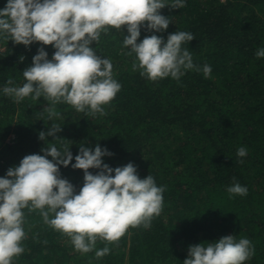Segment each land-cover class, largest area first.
<instances>
[{
	"label": "trees",
	"instance_id": "1",
	"mask_svg": "<svg viewBox=\"0 0 264 264\" xmlns=\"http://www.w3.org/2000/svg\"><path fill=\"white\" fill-rule=\"evenodd\" d=\"M6 2L0 0V9ZM161 14L171 21L168 29H141L137 43L154 34L166 41L175 31L191 32L193 62L210 65L209 77L202 71H188L179 81L142 77L132 69L135 56L122 47L126 30L110 29L90 45L112 61L121 84L104 106L106 115L92 117L61 103L54 106L59 117L49 120L52 105L44 96L16 103L0 91V177L25 156L42 154L53 138L40 141L39 133L57 123V138L65 139L73 157L81 144H98L113 154L103 158L113 169L131 162L141 179L152 175L165 189L160 215L149 228L130 227L119 241L97 237L95 248L81 253L39 210L26 208L24 252L12 264H183L189 246L229 235L251 241L255 254L245 264H264V58L255 55L264 48V0H186L183 8L165 7ZM41 47L51 59V45L25 48L0 39V90L8 80L12 86L26 82L23 70ZM240 147L247 156H237ZM60 173L79 191L82 170L70 164ZM236 182L247 187L246 196H230L227 189ZM105 246L109 253L97 258Z\"/></svg>",
	"mask_w": 264,
	"mask_h": 264
},
{
	"label": "clouds",
	"instance_id": "2",
	"mask_svg": "<svg viewBox=\"0 0 264 264\" xmlns=\"http://www.w3.org/2000/svg\"><path fill=\"white\" fill-rule=\"evenodd\" d=\"M185 3L186 0H7L0 9V39L25 48L34 43L51 45L55 51L49 59L45 48H38L31 65L23 70L26 82L12 86L13 81L8 80L9 86L0 91L16 103L44 96L52 105L46 108L49 120L59 117L54 106L61 103L92 117L106 115L104 106L115 98L121 84L114 79L112 61L98 55L90 45L98 43L101 33L107 34L110 29L122 33L126 30L122 47L128 49L125 55L135 56L132 69L139 70L142 77L179 81L188 71H202L207 78L211 66L194 64L187 46L195 39L191 32L175 31L166 41L154 34L137 43L141 29L153 33L168 29L171 21L161 14L162 9H180ZM255 55L264 58V48ZM19 59L22 62L24 57ZM61 131L57 123L41 131L40 141L53 138L41 149L42 154L25 156L0 177V264H12L13 258L24 252L26 208L39 210L45 223L68 235L81 253L92 251L97 237L116 242L130 227L149 228L162 211L165 189L157 186L152 175L141 179L131 162L113 169L103 160L113 154L98 144L94 148L81 144L73 157L65 139L57 138ZM247 154L245 147L237 150L240 158ZM70 164L83 171L79 191L61 176L60 168ZM90 169L97 171L93 174ZM227 191L230 196H246L248 189L236 182ZM50 214H54L51 219ZM108 253L105 246L95 254L101 258ZM254 254L249 239L237 241L229 235L189 246L183 264H245Z\"/></svg>",
	"mask_w": 264,
	"mask_h": 264
},
{
	"label": "rangeland",
	"instance_id": "3",
	"mask_svg": "<svg viewBox=\"0 0 264 264\" xmlns=\"http://www.w3.org/2000/svg\"><path fill=\"white\" fill-rule=\"evenodd\" d=\"M222 1H224V0H222Z\"/></svg>",
	"mask_w": 264,
	"mask_h": 264
}]
</instances>
